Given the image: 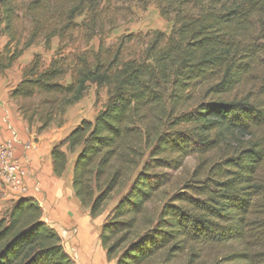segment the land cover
Here are the masks:
<instances>
[{
    "label": "trees",
    "instance_id": "16d2710c",
    "mask_svg": "<svg viewBox=\"0 0 264 264\" xmlns=\"http://www.w3.org/2000/svg\"><path fill=\"white\" fill-rule=\"evenodd\" d=\"M0 0L15 47L8 71L41 42L8 99L38 134L62 126L90 85L106 89L93 120L50 151L61 177L75 154L72 190L90 217L114 199L99 233L113 264H264V0ZM153 5L168 35L107 34ZM28 30L21 49L18 9ZM81 18L80 21H77ZM98 39L94 50L90 44ZM65 147L66 152L63 150ZM196 159L166 197L167 171ZM0 264H75L30 198L0 216Z\"/></svg>",
    "mask_w": 264,
    "mask_h": 264
},
{
    "label": "crops",
    "instance_id": "0c3cea01",
    "mask_svg": "<svg viewBox=\"0 0 264 264\" xmlns=\"http://www.w3.org/2000/svg\"><path fill=\"white\" fill-rule=\"evenodd\" d=\"M13 87L8 88L0 79V143L12 141L13 160L24 176L15 192L0 179V216L12 202L30 198L40 207L41 220L57 232L64 251L75 264L76 258L87 264H95L99 259L105 264L103 252L98 248L95 225L98 217L92 219L74 196L71 186L73 160L69 159L65 147L67 165L63 175L57 177L52 171L51 148L67 136L68 129L53 124L38 134L35 127L29 128L8 99ZM29 144L33 145L30 150L26 149Z\"/></svg>",
    "mask_w": 264,
    "mask_h": 264
},
{
    "label": "rangeland",
    "instance_id": "374dc122",
    "mask_svg": "<svg viewBox=\"0 0 264 264\" xmlns=\"http://www.w3.org/2000/svg\"><path fill=\"white\" fill-rule=\"evenodd\" d=\"M27 0H18L17 7H21L24 2ZM134 17L131 22L122 25L118 29L112 31L107 34L106 44H111L116 41V39L122 35L133 34V35H145L152 31H160L165 35H168L171 30V24L162 19L159 15L158 10L155 6L150 5L145 9H135ZM16 18L14 21V28L17 32H20L17 37V41L19 42V46L17 49H21L28 30V25L26 19L22 15V10L19 8L16 12ZM81 18H78L77 21H80ZM8 37L3 31V27H0V57H5L7 52H10L15 47V42H10L8 47H6L8 43ZM58 40L52 39L51 45L49 49H46L44 45L39 42L34 44L33 46L23 50L20 58L13 64V66L5 72L0 73V79L4 81V83L8 84V88L16 85L21 77V70L24 66H26L30 60L35 56L39 55L44 64H47L48 61L53 57L54 52L57 48ZM90 46L95 50L98 46V39L93 40ZM106 99V89L100 88L96 89L94 85H90L85 97L76 105L69 108L63 117L61 123L68 129L67 135L73 130L81 120H90L92 121L96 113L102 108L103 103ZM56 126H59L57 123ZM69 159L73 162L75 160L74 154H69ZM196 165V159L193 157L187 158L183 166L176 171H167L170 177V185L166 188L165 194L166 197H169L173 191H175L179 185L186 180H189L191 175L193 174L194 168ZM73 168V167H72ZM72 186V183H71ZM117 199L112 200L106 207L104 213L95 219L97 238L99 239V233L101 226L109 213L112 207L115 205ZM99 252H103V257L105 259V264H112L106 259L105 252L103 251L100 241L98 243ZM96 259V257H95ZM77 264H87L83 263L81 260L76 258ZM87 262V261H86ZM95 264H102L99 259H97Z\"/></svg>",
    "mask_w": 264,
    "mask_h": 264
},
{
    "label": "built area",
    "instance_id": "2783aa9c",
    "mask_svg": "<svg viewBox=\"0 0 264 264\" xmlns=\"http://www.w3.org/2000/svg\"><path fill=\"white\" fill-rule=\"evenodd\" d=\"M32 144L26 146L30 150ZM24 173L19 169L16 161L13 160V143L6 141L0 143V179L4 182L6 187L15 192L21 184Z\"/></svg>",
    "mask_w": 264,
    "mask_h": 264
}]
</instances>
